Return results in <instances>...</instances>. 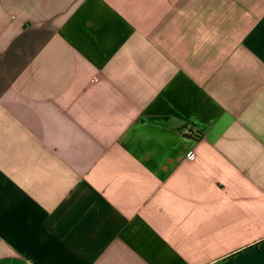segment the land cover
<instances>
[{"label": "crops", "instance_id": "0c3cea01", "mask_svg": "<svg viewBox=\"0 0 264 264\" xmlns=\"http://www.w3.org/2000/svg\"><path fill=\"white\" fill-rule=\"evenodd\" d=\"M0 264H264V0H0Z\"/></svg>", "mask_w": 264, "mask_h": 264}, {"label": "built area", "instance_id": "2783aa9c", "mask_svg": "<svg viewBox=\"0 0 264 264\" xmlns=\"http://www.w3.org/2000/svg\"><path fill=\"white\" fill-rule=\"evenodd\" d=\"M97 81V79H95V82Z\"/></svg>", "mask_w": 264, "mask_h": 264}]
</instances>
